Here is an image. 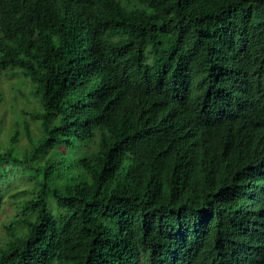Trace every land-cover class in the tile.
Listing matches in <instances>:
<instances>
[{
	"label": "trees",
	"instance_id": "trees-1",
	"mask_svg": "<svg viewBox=\"0 0 264 264\" xmlns=\"http://www.w3.org/2000/svg\"><path fill=\"white\" fill-rule=\"evenodd\" d=\"M2 75L0 264H264V0H0Z\"/></svg>",
	"mask_w": 264,
	"mask_h": 264
},
{
	"label": "rangeland",
	"instance_id": "rangeland-1",
	"mask_svg": "<svg viewBox=\"0 0 264 264\" xmlns=\"http://www.w3.org/2000/svg\"><path fill=\"white\" fill-rule=\"evenodd\" d=\"M14 79L15 78L12 76H7V75L0 76V86L2 88L1 89L2 92L4 93L3 96L1 97L2 99L0 98L1 99L0 101V137L2 138L6 129H8L11 126L12 120L17 119L19 121V134L22 138V143H24L25 137L23 135L24 131L22 129L23 128V120H22L23 115L21 114L19 110V108L21 107V104L14 103V105H11L10 103L11 94H10V91L7 90L8 85H11L10 83H14ZM29 83L31 84L30 81ZM26 93L27 94L23 96V104H26L27 100L32 101L31 96H29V91ZM37 123L38 122L34 120L33 125H34L35 130L37 128ZM90 146L94 147L92 143L90 144ZM77 154L81 155V151L78 152ZM37 174L39 175V172ZM22 177L26 179L25 180L26 182H28L33 177V175L24 171L22 173ZM16 201H17V198H12L10 197L8 193H5V192L2 195V198H0V227L6 221V219L9 216H11V213L15 210L14 203Z\"/></svg>",
	"mask_w": 264,
	"mask_h": 264
}]
</instances>
